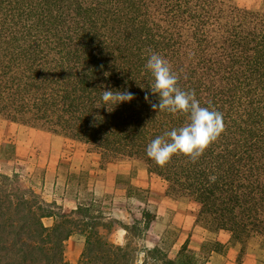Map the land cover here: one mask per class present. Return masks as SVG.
Returning <instances> with one entry per match:
<instances>
[{"label":"trees","instance_id":"1","mask_svg":"<svg viewBox=\"0 0 264 264\" xmlns=\"http://www.w3.org/2000/svg\"><path fill=\"white\" fill-rule=\"evenodd\" d=\"M152 52L181 90L222 114V132L195 161L175 154L159 166L146 155L155 136L187 122L145 102ZM107 89L134 98L100 107ZM0 120L80 142L100 167L141 163L151 188L136 190L194 202L201 227L237 244L257 236L264 248V9L233 0H0ZM15 154L0 145V264H68L64 246L76 231L85 240L77 264H129L127 246L109 243L111 228L99 230L89 208L77 204L45 226L61 208L10 168ZM142 217L146 229L154 216ZM187 245L170 264H204Z\"/></svg>","mask_w":264,"mask_h":264},{"label":"crops","instance_id":"2","mask_svg":"<svg viewBox=\"0 0 264 264\" xmlns=\"http://www.w3.org/2000/svg\"><path fill=\"white\" fill-rule=\"evenodd\" d=\"M40 136L52 141L55 145L48 146L47 152L58 157L65 158L69 170L78 176L84 170L88 173V187L95 197H102L106 194H112L111 214L107 218H113L118 221V227L113 226L109 232H106V238L109 243L116 246H124L126 242V230L120 225H130L139 222L142 226L144 220L143 211L149 212L154 219L144 229L143 247L153 248L158 244L159 238L166 228H176L180 233L186 235L188 248L199 253L202 246L213 239L217 245L222 246V251H210L204 264H239L237 263L240 254V248L237 244L230 242V236L224 231L212 233L198 225L196 220L195 204L187 202L174 201L168 197H161L149 205L151 202V193L148 195L147 203L140 198L130 195L129 189L150 190V184L146 170L144 168L134 169L131 164L117 163L107 164L100 167L99 157L88 154L84 146L80 143L66 140L65 138L40 131ZM42 153V152H41ZM39 153V154H41ZM120 180H126L127 185L119 183ZM60 185L62 191L60 193ZM69 185V179H63L61 175L51 183V187L44 186L43 192L48 199L46 202H55L56 204L67 207L70 211L74 210L76 203L68 199L63 192ZM46 189V191H45ZM48 189L51 191L48 192ZM58 189V190H57ZM138 209V215L134 211ZM106 218V219H107ZM154 239V240H153ZM85 240L81 237H69L65 244L64 261L68 264H77L80 261L82 249ZM182 243L177 246L176 252ZM177 254V253H176ZM240 264H262L256 256H249Z\"/></svg>","mask_w":264,"mask_h":264},{"label":"rangeland","instance_id":"3","mask_svg":"<svg viewBox=\"0 0 264 264\" xmlns=\"http://www.w3.org/2000/svg\"><path fill=\"white\" fill-rule=\"evenodd\" d=\"M237 5L242 7H247L251 9H264V0H233ZM40 131L42 130L32 129L28 126L6 123L0 120V145L4 142H9L15 147V161L10 168H12L21 178V180L26 184L30 185L31 188L36 191L42 199H48L46 194L43 192V187H51V183L55 181L56 178L61 175L63 179H69V185L63 192L68 199L74 201L76 204H80L81 208H89L92 215L100 216L98 220L91 221L95 224H99V230L108 231L114 225L118 227L117 223H114L113 218H107L111 214V197L112 194H106L102 197H95L88 187V173L86 171L87 166H84V170L76 176L69 170L68 164L65 158L58 157L57 155H52L48 153V146L55 145L52 141L47 138L40 136ZM48 133V132H45ZM51 134V133H49ZM68 140V139H66ZM71 141V140H70ZM76 142V141H74ZM80 143V142H76ZM82 144V143H80ZM83 145V144H82ZM84 146V145H83ZM86 149V147L84 146ZM42 152V153H41ZM41 153V154H39ZM93 155V154H92ZM130 164V163H126ZM134 169L144 168L141 163H131ZM120 184L127 185L126 180H120ZM60 193L62 191V185H60ZM151 188V187H150ZM150 197L151 202L149 205H153L155 201L162 197L163 192L158 191V187H154ZM58 190V189H57ZM46 191V189H45ZM51 190L48 189V192ZM155 192V193H154ZM130 195L140 198L147 203L149 193L144 191H138L136 189H129ZM52 203V202H48ZM189 203V202H187ZM195 204L194 202H190ZM196 205V204H195ZM57 206H60L57 204ZM70 206L62 207L60 210H53L52 218H44L43 223L45 226L50 227L53 225L54 221L62 220L61 215H69ZM197 207V205H196ZM197 212V210H196ZM139 210L136 209L134 214L138 215ZM107 218V219H106ZM134 224V223H133ZM120 225L121 227H127L126 232V242L124 245L127 246L129 252V264H170L171 262H176V257L178 252L177 246L180 243L185 242L186 235L180 233L176 228H166L161 234L158 244L156 247L159 251L155 254L146 252L151 248L143 247L144 240V227L139 223L135 222V225ZM212 232V233H218ZM81 237L84 238L80 232H73L70 237ZM154 240V239H153ZM66 244V243H65ZM233 245L237 243H232ZM240 248V254L238 256V262L242 263L244 259L249 256H256L259 261L264 264V248L260 247V238L257 236H252L246 239L241 244H237ZM203 249L199 253L194 254L197 256L198 261L205 260L208 256L209 249L216 248L221 250L222 246L216 244V241L210 239L203 245ZM84 249V246H83ZM82 249V252H83ZM65 250V246H64ZM179 251V249H178ZM193 252V251H192ZM177 253V254H176ZM145 259V262H144ZM92 263H98L96 260H91Z\"/></svg>","mask_w":264,"mask_h":264},{"label":"clouds","instance_id":"4","mask_svg":"<svg viewBox=\"0 0 264 264\" xmlns=\"http://www.w3.org/2000/svg\"><path fill=\"white\" fill-rule=\"evenodd\" d=\"M143 68L152 78L144 95L145 102L154 111L187 116L186 123L164 132L163 135L155 136L147 144V157L159 166H163L175 154H182L195 161L222 132V114L202 107L193 92L181 90L177 86L176 74L160 54H149ZM150 97L154 98L155 102ZM133 98L134 94L127 90H101L100 107L107 108L111 104L114 108L119 103L131 101Z\"/></svg>","mask_w":264,"mask_h":264}]
</instances>
